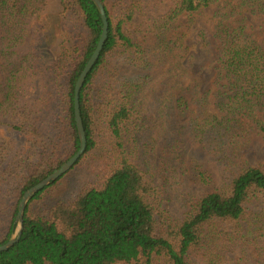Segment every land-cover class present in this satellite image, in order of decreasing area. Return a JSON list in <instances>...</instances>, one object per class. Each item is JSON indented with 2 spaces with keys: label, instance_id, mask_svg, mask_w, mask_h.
Instances as JSON below:
<instances>
[{
  "label": "trees",
  "instance_id": "1",
  "mask_svg": "<svg viewBox=\"0 0 264 264\" xmlns=\"http://www.w3.org/2000/svg\"><path fill=\"white\" fill-rule=\"evenodd\" d=\"M49 1L0 0V246L17 232L24 193L81 144L75 86L103 22L92 0H60L61 12L44 16ZM102 1L109 36L80 97L87 151L29 202L22 236L0 253V264H264V165L250 166L241 155L246 120L264 137V47L243 20L237 28L219 25L216 60L205 30L198 35L205 55L187 57L172 29L180 21L192 26L222 0H157L169 7L152 13L143 0ZM243 3L264 11V0ZM138 13L144 41L126 30ZM31 33L33 45L25 48ZM60 36L53 59L46 49ZM148 41H154L149 51ZM184 58L209 71L217 63L214 111L196 79L181 83ZM148 94L161 119L147 116ZM157 123L165 131L160 147L152 130ZM196 144L221 168L220 185ZM82 169L87 178L66 197ZM171 172L202 189L187 190L176 214L169 208Z\"/></svg>",
  "mask_w": 264,
  "mask_h": 264
},
{
  "label": "rangeland",
  "instance_id": "2",
  "mask_svg": "<svg viewBox=\"0 0 264 264\" xmlns=\"http://www.w3.org/2000/svg\"><path fill=\"white\" fill-rule=\"evenodd\" d=\"M157 0H143V3L146 7L147 13H152L156 8L163 7L162 10L168 9L169 4L167 2H162L161 4L156 3ZM62 6L60 0H50L49 7L47 11L44 13L45 15L58 14L61 12ZM244 20V26L246 31L255 36V40L258 41L264 47V11H261L259 6H252L248 4H244L243 0H222L220 4L217 6H212L206 8L202 11L201 14L197 16L196 22L192 26H188L186 21H180L176 24L175 28L172 29L171 35L174 40L182 39L183 44L188 48V55H194L199 57L200 55H205L202 50H200V43L198 39V35L200 30L207 31L212 47L210 50V57L212 60H216L219 55L220 49V41L221 37H219V25H230L231 28H237L240 26L242 21ZM143 25L142 22V14L138 13L133 23H131L127 28V32L131 37L138 38L144 41L141 34L137 31L138 27ZM32 32V31H31ZM63 41V37L60 36L57 40L47 46L48 52L51 54L53 59L57 58L59 53L60 45ZM154 41H148L146 46H148V51L150 49H154ZM33 45V36L32 33L28 38V43L25 48ZM184 70H186L184 77L182 78L181 83L185 86L189 84H193V80H197L200 85L198 91L200 92V96L203 97L204 94L207 95L208 108L210 111H214L215 108V98L214 92L216 88V78L218 74V65L215 63L214 67L209 71L204 68L203 64H194L193 66L188 65L187 58H184ZM31 93H34L33 91ZM41 95L39 91V87L35 90L33 100L35 97L37 98ZM154 96L149 95L146 98L147 103V116L153 120L161 119L160 116L163 115L159 112L158 104L154 103ZM194 107L195 112L201 113L199 109V105L194 103L192 105ZM162 120L168 122V117L164 114ZM249 132L248 137L246 138L247 145L244 150H242L241 155L242 159H244L250 166H259L264 165V137L258 133L255 126L251 125L252 123L248 120L245 121ZM162 124H156L153 126V137L156 138L159 142V147L163 144L165 131L162 129ZM194 150L199 159L203 160V162L209 167L212 174L216 178L217 185H220L223 182V174L221 172V168L219 165L209 156L206 152L204 144H196L194 145ZM135 164L141 166L138 161H134ZM86 166V163H83ZM141 168H143L141 166ZM88 172H85L84 169L79 173V175L72 179L73 183L70 187L64 192L66 197H71L81 186L82 182L87 178ZM160 182H163L162 176H157ZM170 190L169 193V208L173 212V214L178 213L183 206V199L185 198V194L187 190L196 189L198 192L202 191L195 187L192 182L184 176V180L182 178L181 173H170V185L168 186ZM195 190V191H196ZM230 259L232 258L229 255Z\"/></svg>",
  "mask_w": 264,
  "mask_h": 264
},
{
  "label": "water",
  "instance_id": "3",
  "mask_svg": "<svg viewBox=\"0 0 264 264\" xmlns=\"http://www.w3.org/2000/svg\"><path fill=\"white\" fill-rule=\"evenodd\" d=\"M100 15L102 18V22H103V30H102V35L100 38V41L96 47V50L94 52V54L92 55V57L90 58L89 62L87 63V65L85 66L84 70L82 71L76 86H75V105H74V109H75V120H76V126H77V134H79L80 137V148L77 151V153L71 158L69 159L65 164H63L58 170L55 171V173L53 172L52 174H50L48 177H46L45 179H43L41 182H39L38 184H36L35 186L31 187L30 189H28L20 203H19V207H18V214H17V220L16 222H18V229L17 232L12 236V238L10 239L9 242H7L6 244L0 246V253L1 252H5L8 251L9 249H11L16 243H18V241L20 240L22 233H23V228H24V216H25V211L26 208L29 204V202L33 199V197L35 195H37L39 192H41L42 190H44L45 188L51 186L54 182H56L57 180H59L60 178H62L65 174H67L70 170H72V168L79 162V160L82 158V156L86 153L87 148H88V139H87V134L85 133V127H84V122H83V118H82V114H81V104H80V97H81V91L82 88L89 76V74L91 73V71L94 69L95 65L97 64L98 60L100 59V56L102 54L103 51V47L106 44V41L108 39L109 36V19H108V14L105 8V5L103 3L102 0H92Z\"/></svg>",
  "mask_w": 264,
  "mask_h": 264
}]
</instances>
